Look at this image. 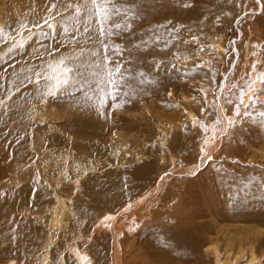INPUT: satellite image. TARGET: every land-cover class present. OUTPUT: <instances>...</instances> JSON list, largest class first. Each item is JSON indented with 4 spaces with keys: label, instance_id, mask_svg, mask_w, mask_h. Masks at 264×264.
Returning <instances> with one entry per match:
<instances>
[{
    "label": "rangeland",
    "instance_id": "obj_1",
    "mask_svg": "<svg viewBox=\"0 0 264 264\" xmlns=\"http://www.w3.org/2000/svg\"><path fill=\"white\" fill-rule=\"evenodd\" d=\"M10 1L0 5L5 33L0 39L5 51L0 54V99L13 93L0 104V264H81L75 248L87 253L83 264H111L113 235L100 223L104 213L133 212L129 206L154 190L146 211L136 212L134 222H125L130 228L123 227L118 241L122 264H159L154 250L165 252L174 244L190 247L208 236L212 239L204 246L210 253L202 251L204 264H264V182L257 179V173H264V128L241 115L243 122L236 123L231 134V128L227 131L210 152L213 159L199 167L204 154L199 145L217 129L221 104L226 115L232 114L247 74L255 79L264 72V0L261 5L255 0H135L138 15L131 18L132 30L109 41L120 44L126 70L111 89L113 95L105 97L99 109L103 116L89 88L94 82L91 69L81 68L89 77L83 87L55 96L45 95L49 89L44 80L39 85L32 74L43 71L53 48H59L57 57L71 58L80 56L84 47V58L90 60L91 43L71 45L63 36L43 38L37 33L23 41V49H4L10 35L43 21L56 2ZM142 40L149 43L136 48ZM250 52L256 56L252 60ZM253 62H258L257 73L252 72ZM230 82L238 85L231 90L235 95L229 93ZM227 98L232 105L225 103ZM33 102L40 103L42 117H34ZM257 109L264 110V105L249 109L259 121ZM223 171L230 173L235 193H227L230 198L222 202L223 193L211 181ZM212 197L215 206H222L219 211L208 208ZM176 216L179 221L165 228L162 221ZM216 224L237 233L226 236ZM213 226L216 229L209 232ZM183 264L198 263L192 259Z\"/></svg>",
    "mask_w": 264,
    "mask_h": 264
},
{
    "label": "snow or ice",
    "instance_id": "obj_2",
    "mask_svg": "<svg viewBox=\"0 0 264 264\" xmlns=\"http://www.w3.org/2000/svg\"><path fill=\"white\" fill-rule=\"evenodd\" d=\"M255 3L261 5V0H255ZM134 4L135 0H56L55 3L51 4L49 16L43 20V26H46L49 31H41L40 36L43 38L51 36L53 39L57 36H63L73 45H79L81 42L91 43L92 48L87 49V56L91 58L90 60L84 58L86 51L84 47L79 49L80 56L71 58L63 54L57 57L55 53L59 51V48L49 50L47 54L52 56V60L48 61L46 66H41L43 71H33L32 73L38 78L35 83L39 84L40 79L44 80L45 87L49 89L44 93L45 95L55 96L61 91L67 92L73 88L83 87L85 83H88L89 77L85 74V71H81V68L91 69V77L94 82L89 84V88L96 95L94 106L100 115H104L99 109L104 106L105 97L113 95L111 89L118 85L120 79H123L126 70L121 60L123 50L120 44L116 42L109 43V41L114 36L119 39L124 33L132 30L131 18L138 15V12L133 11ZM184 6L188 7L190 5L186 4ZM61 8H63V12ZM53 10H55V15L52 14ZM69 10L71 11L69 12ZM64 12H69V14L64 15ZM52 21H55V24ZM34 26L41 27L39 22ZM78 33L80 34L79 38ZM4 38V30L0 28V39ZM157 39L159 38L157 37ZM148 43L149 41L142 40L135 47L140 48ZM60 44L63 46V40L60 41ZM18 47L23 49L24 43H20ZM11 50L10 48L9 51ZM73 51H76L75 47ZM257 64L258 62H253L251 65L253 73H257ZM140 75H143V73ZM247 76L248 78L243 80V84L240 85L239 96H237L239 103L235 105V114L236 116L247 117L264 128V110H256L255 114L261 117L259 121L255 120L254 113L249 110L254 108L257 103L264 105V100L259 99L260 95H264V72H258L255 79L252 78L251 73H248ZM28 80L29 83H32L31 77ZM257 83L260 85L259 88L256 87ZM237 87L236 83L230 82L228 84L230 95H235L231 90ZM248 93H251V95L248 96L249 103L246 104L244 103V96ZM86 98L88 100L92 99L91 96ZM225 103L232 105L233 100L227 98ZM216 123L219 124L220 121L217 120ZM227 123L229 128H232L237 121L229 118ZM201 127L205 131L208 130L204 125H201ZM223 134L228 135L229 133L226 130ZM204 144H209L208 139L204 140ZM201 152L204 153L207 160L211 161L213 159L205 148H201ZM203 162L202 159L201 163ZM83 259L86 260L87 257Z\"/></svg>",
    "mask_w": 264,
    "mask_h": 264
},
{
    "label": "bare ground",
    "instance_id": "obj_3",
    "mask_svg": "<svg viewBox=\"0 0 264 264\" xmlns=\"http://www.w3.org/2000/svg\"><path fill=\"white\" fill-rule=\"evenodd\" d=\"M5 1V2H4ZM10 0H8V2H9ZM12 1V0H11ZM10 1V2H11ZM4 3H6V0H0V5H4ZM3 12V11H2ZM0 14H1V10H0ZM54 15H55V13H54ZM1 19V18H0ZM57 19H59V17L57 18ZM2 20V19H1ZM41 20V19H40ZM37 23V22H36ZM35 23V24H36ZM52 23L54 24L55 23V21H52ZM34 23H33V26H32V28H26V29H24V31L22 30V31H18V34L17 35H10L11 37H9V39H6L5 41H4V44H3V46H4V49H6V50H8L9 51V49L11 48L12 50H15V49H17V48H19L18 47V45L20 44V43H22L23 41H25V40H27L29 37L31 38V35H37V33H39L40 34V32L41 31H44V32H48L49 31V29L46 27V26H43V21H40V25H41V27H35L34 25H35ZM31 27V26H30ZM25 28V27H24ZM17 33V32H16ZM35 38V37H34ZM33 38H31V40H32ZM54 41V40H53ZM49 43V42H48ZM2 44V43H1ZM26 45V44H25ZM72 45V44H71ZM128 46V45H127ZM69 48H70V46H69ZM74 48V47H73ZM36 49V48H35ZM127 49V48H126ZM1 51H0V54H5V51L4 50H2V49H0ZM21 51V50H20ZM47 51V50H46ZM72 51V50H71ZM253 53L254 52H250V56H248V58L249 59H251L252 60V58L253 57H256L255 55H253ZM8 54V53H7ZM10 54H11V52H10ZM28 55V54H27ZM252 55V56H251ZM2 56H0V58H1ZM9 57V56H8ZM47 57V56H46ZM68 57V56H67ZM47 59V58H46ZM50 60H52V58L51 59H49L48 61H50ZM255 60H257V59H254V61ZM1 61V60H0ZM48 61H46V62H48ZM54 62V61H53ZM25 65V64H24ZM23 67V66H22ZM20 70H21V68H20ZM32 72V71H31ZM30 72V73H31ZM7 74V73H6ZM9 74H10V72H9ZM3 75V74H2ZM23 76V75H22ZM2 79H3V77H2ZM8 78H6V80H7ZM28 79V78H27ZM33 79H35V78H33ZM40 80H42V79H40ZM3 81V80H2ZM8 81V80H7ZM10 81V80H9ZM36 81V80H35ZM11 83V82H10ZM26 83V82H25ZM34 86L36 85V84H33ZM40 85V84H39ZM43 85V84H42ZM85 85V84H84ZM227 86V85H226ZM24 87V86H23ZM31 87H32V85H31ZM228 87V86H227ZM256 87L258 88V85H256ZM22 88V87H21ZM26 88H27V86H26ZM33 88V87H32ZM31 88V89H32ZM35 88H36V86H35ZM23 90H24V88H23ZM22 91V90H21ZM21 91H20V93H21ZM34 91V90H33ZM14 92V91H13ZM32 92V91H31ZM10 93V92H9ZM8 93V94H9ZM12 93V92H11ZM10 93V94H11ZM19 93V94H20ZM34 93V92H33ZM8 94H6V96H4V97H2L1 99H0V101H2V103H0L1 105H3L4 103H6V100H10V99H12V97H13V95H8ZM13 94V93H12ZM16 94H17V92H16ZM31 94V93H30ZM251 93H248L247 95L249 96ZM221 95V94H220ZM248 96H246V98H244V103H246V100L245 99H248ZM81 97V96H80ZM79 97V98H80ZM84 97V96H83ZM14 98H15V96H14ZM13 98V99H14ZM85 98V97H84ZM15 100H16V98H15ZM15 100H12V101H15ZM78 100V99H77ZM80 100V99H79ZM78 100V101H79ZM83 100V99H82ZM93 100H96V99H93ZM75 101V100H74ZM82 102V101H81ZM85 102V101H84ZM87 102V101H86ZM194 102V101H193ZM21 103V102H20ZM78 103H80V102H78ZM78 103H77V105H78ZM83 103V102H82ZM84 104V103H83ZM83 104H81V105H83ZM247 104V103H246ZM76 105V104H75ZM74 105V106H75ZM80 105V104H79ZM80 105V106H81ZM236 105V104H235ZM235 105L233 106V107H235ZM73 106V105H72ZM73 106V107H74ZM3 107V106H2ZM11 107H12V105H11ZM95 107V106H94ZM222 107H224V105H222L221 104V108L219 109V121H220V123L219 124H217V125H215V126H217V129L216 128H214L213 129V131H212V133L210 134V136H208L206 139H208V141H209V144H208V148H205L209 153L210 152H214V151H216V149H217V147H219V143H221V140L222 139H224V132L227 130H229L230 128H229V126H228V123H227V120L229 119V118H231V119H234V120H236L237 121V123H239V122H241L242 120V117L241 116H236V114H235V108L233 109V113L232 114H230V115H226L225 113H224V111H222V110H224ZM19 108V107H18ZM70 108H71V106H70ZM84 108V107H83ZM85 108H86V106H85ZM88 108V107H87ZM93 108V107H92ZM20 109V108H19ZM32 109L34 110V117H42V113L40 112V103H38V102H33V104H32ZM72 109V108H71ZM85 110V109H84ZM76 111V110H75ZM242 111H243V108H242ZM80 112V111H79ZM88 112V111H87ZM9 114V113H8ZM10 115V114H9ZM14 115V114H13ZM257 116H254V118L257 120V118H256ZM16 120V119H15ZM14 120V121H15ZM41 120H43V118L41 119ZM251 121H253V120H251ZM243 122V121H242ZM246 123V122H245ZM19 125V124H18ZM20 126V125H19ZM236 126V125H235ZM235 126L234 127H232L228 132L231 134V130H233V128H235ZM237 131H238V129H236ZM235 133V131L233 132V134ZM236 134V133H235ZM236 135H234V137H235ZM239 136V135H238ZM228 137V136H227ZM231 138H232V136H231ZM236 138V137H235ZM236 141V140H235ZM211 143H215V144H212L211 145ZM204 141L199 145V149H201V148H204ZM205 146H207V145H205ZM211 154V153H210ZM201 159H203V161L205 162V161H207V159H206V157L204 156V154H203V156H201ZM203 162V163H204ZM251 162V161H250ZM201 161L199 162V167L201 166ZM198 167V166H197ZM198 167V168H199ZM184 168V167H183ZM187 168V167H186ZM190 168H191V166H190ZM182 168H180L179 170H181ZM184 171H186V169H183ZM183 170H181V172H183ZM241 171V170H240ZM255 171H256V169H255ZM219 172V171H218ZM257 172V171H256ZM264 172V171H263ZM175 173H180V172H178V171H176ZM222 173V172H221ZM223 173H224V171H223ZM261 173V172H260ZM258 174L257 173V175H259V178H257L258 176H256V178L258 179V181L260 180V182H261V184H263V182H264V173L263 174ZM216 174H218V173H216ZM238 174V173H237ZM220 175V176H219ZM230 175V173H226V171H225V173L224 174H218L217 175V177L214 179L215 181L213 182V180L211 181L212 182V184H215V187H217L218 189H219V191H221L223 194L221 195V196H224V198L222 197L221 199H220V201L222 200V202L223 201H225V200H227V199H229L230 198V196L228 197L227 196V193L228 194H230V192H232L231 191V188L230 187H232V185H231V183H230V177L231 176H229ZM236 175V174H235ZM240 176V175H239ZM251 176V175H250ZM166 177H168V176H166ZM241 177V176H240ZM246 177V176H245ZM236 177L234 176V178L232 179V180H234ZM244 178V177H243ZM245 179V178H244ZM256 179V180H257ZM9 180V179H8ZM7 180V181H8ZM11 180V179H10ZM242 182V181H241ZM246 182H247V180H246ZM249 182V181H248ZM162 184V182L160 183V185ZM241 185H242V183H240ZM244 185L245 184H247V187H249L248 185H249V183H243ZM211 185V184H210ZM241 185H240V188H241ZM214 186V185H213ZM250 186H251V183H250ZM254 186H256V185H254ZM212 187V186H211ZM253 188H255V187H253ZM154 192H155V190L154 191H150L149 193H146V195H145V198L142 200V201H140L139 202V204H137V205H133V204H131L129 207L130 208H132V211L133 212H128V210L127 209H124V210H121L120 211V213H118V215L117 216H112V214L110 213V212H106V213H104V216H103V220L102 221H100V223L104 226V228L107 230V231H111L112 232V240H111V250H110V254H109V257H110V261H111V264H122V262H121V248H122V246L119 244V237H120V239H121V237H123V236H121L122 235V229H123V227H125V226H127V228H130V225H125V222L126 221H128V222H134L135 221V217L133 216L136 212H138V213H142L143 211H146V209L148 208L147 206H148V204L150 203V202H152V201H154V197H155V195H154ZM220 192V193H221ZM246 192V191H245ZM217 193H218V190H217ZM233 193V192H232ZM235 193V192H234ZM233 193V194H234ZM240 193V192H239ZM242 194L244 195V192H242ZM263 194V197H264V192L262 193ZM217 195V194H216ZM215 195V196H216ZM208 196V195H207ZM213 196V195H212ZM225 196H227V198H225ZM238 196V195H237ZM237 196H235V197H237ZM55 197H56V199H57V202H61L62 200H61V197L59 196V195H55ZM234 197V198H235ZM12 198V197H11ZM211 198V197H210ZM209 198V199H210ZM213 198V197H212ZM256 198V197H255ZM19 199V198H18ZM156 199V198H155ZM238 200L240 199V198H237ZM244 201H246L247 199L244 197ZM250 199V198H249ZM248 199V200H249ZM211 201H209L208 202V208H211V210L212 211H219V209H221V207H217V205L215 206V203L217 202L216 200V198H213V199H210ZM247 200V201H248ZM252 200V199H251ZM236 201V200H235ZM235 201H233V202H235ZM250 201V200H249ZM253 201V200H252ZM252 201H250V202H252ZM228 201H226V203H227ZM230 202V201H229ZM261 202V201H260ZM213 203V204H212ZM232 203V200H231V202H230V204ZM246 203V202H245ZM249 203V202H248ZM247 203V204H248ZM222 204V203H221ZM253 204V203H252ZM254 204H255V200H254ZM238 205V204H237ZM240 205V204H239ZM58 206V205H57ZM56 206V207H57ZM212 206H214V207H212ZM219 206V205H218ZM164 208V205L163 206H161V208ZM226 208H227V204H226V206H225ZM252 207H253V205H252ZM259 207V206H258ZM159 208V207H158ZM158 208H156V210L158 209ZM207 208V207H206ZM256 208V207H255ZM176 209H178V208H176ZM251 209V208H250ZM253 209V208H252ZM251 209V210H252ZM261 209V208H260ZM161 211L162 209H158L157 211ZM237 210H238V208H237ZM55 211H57V209H55ZM180 211H181V209H180ZM223 211V210H222ZM128 212V213H127ZM173 212V211H172ZM171 212V213H172ZM175 212V211H174ZM246 212H247V210H246ZM160 213V212H159ZM170 213V214H171ZM183 213V212H182ZM213 213V212H212ZM224 213V211L222 212V214ZM227 213V212H226ZM225 213V214H226ZM154 214V213H153ZM168 214H169V211H168ZM220 214V213H219ZM224 214V216L226 217V215ZM252 214H253V211H252ZM1 215V214H0ZM160 215H162L161 213H160ZM179 215V214H178ZM172 216V215H171ZM185 216V214L184 215H180V219L181 220H183V217ZM187 216V215H186ZM217 216V215H216ZM222 216V215H221ZM240 216V215H239ZM247 216V215H246ZM129 217V218H128ZM158 217V216H157ZM160 217V216H159ZM165 217V216H164ZM169 216H166V218L165 219H167ZM215 217V216H214ZM213 217V218H214ZM153 218H155V217H153ZM163 218V217H162ZM173 219H171V220H163L162 222H163V225H164V227L166 228L167 226L169 227V223H172L171 225H170V227L169 228H172L173 227V225H175L174 223H177L178 221H179V218L176 216V217H172ZM63 219V218H62ZM156 219V218H155ZM216 219V218H215ZM227 219V218H226ZM105 220V222H103ZM158 220V219H157ZM157 220H155V221H157ZM53 222H54V220H53ZM52 222V223H53ZM56 222V221H55ZM185 222H187V221H185ZM136 223V222H135ZM154 223V222H153ZM157 223V222H156ZM216 223H217V221H216ZM211 224H212V222H211ZM215 224V223H214ZM217 226H218V224H216ZM208 226V225H207ZM220 226V225H219ZM218 226V227H219ZM158 227V226H157ZM179 227V226H178ZM178 227H176V228H178ZM214 227V229H212V228H210V230H209V232L210 231H214L216 228H215V226H213ZM89 228V227H88ZM160 228H162V227H160ZM168 228V229H169ZM175 228V229H176ZM240 227H238V229H239ZM156 229V228H155ZM168 229H166V230H168ZM180 229H182V228H180ZM184 229H185V226H184ZM187 229V228H186ZM242 229V228H241ZM85 230V229H84ZM220 230L223 232V231H225L224 232V234L226 235V236H228V233H230V232H233V233H237V231H235V230H233V229H226V228H224V227H221L220 226V228H219V233H220ZM83 231V230H82ZM90 231V230H89ZM159 231V230H158ZM163 231V230H162ZM161 231V232H162ZM170 231V230H169ZM172 231V230H171ZM177 231H179L178 229H177ZM182 231H183V229H182ZM85 232V231H84ZM100 232V231H99ZM160 232V231H159ZM164 232V231H163ZM166 232V231H165ZM181 232V231H180ZM174 233H175V231H174ZM173 233V234H174ZM172 234V235H173ZM176 234H177V232H176ZM183 234V233H182ZM207 234H209V233H207ZM83 235H85V234H83ZM178 235V234H177ZM26 236V235H25ZM24 236V237H25ZM95 236V235H94ZM210 236H212L211 234H210ZM82 237V236H81ZM207 237V236H206ZM214 237V236H213ZM240 237V236H239ZM243 237V236H242ZM33 238V237H32ZM106 238V237H105ZM4 239V238H3ZM16 239V238H15ZM106 239H108V238H106ZM202 239V238H201ZM208 239H209V236H208ZM207 238H203V240L201 241V242H199V243H192V246H190V247H182V246H180L179 244H174V246H171V247H168V249L165 251V252H160V251H158V250H154L153 251V253L155 254L156 252V254H155V256L157 255L158 256V259H159V261H160V263L159 264H166V263H168V262H170V263H172L173 262V264H175L174 263V261H176L177 263H179V264H183L184 263V261H189V260H196V262L198 263V264H204V260H203V254H202V251H204V253L205 254H209L210 252H209V248L210 247H207L205 250H204V246L205 245H207L208 243H209V241L212 239V237L210 238V240H208ZM214 239V238H213ZM218 239V238H217ZM221 239V238H220ZM227 239V238H226ZM241 239V238H240ZM238 240V239H237ZM9 241V240H8ZM105 241V240H104ZM197 241H199V240H197ZM222 241V240H221ZM9 242H11V241H9ZM194 242H196V241H194ZM212 242V241H211ZM218 242H219V240H218ZM163 243V242H162ZM168 243V242H167ZM187 243V242H186ZM214 243H216V242H214ZM239 243H240V241H239ZM102 244V243H101ZM104 244V243H103ZM109 244V243H108ZM109 244V245H110ZM228 246V245H227ZM227 246H225V247H227ZM107 247V246H106ZM109 247V246H108ZM149 247V246H148ZM84 248V247H83ZM104 248V247H103ZM167 248V247H166ZM230 248H232V245H231V247H228V249H227V252H229V249ZM109 249V248H108ZM101 251V250H100ZM74 252H75V254H78V256H79V258H77L80 262H81V264H83L84 262H85V259H83L84 257H87V259H88V255H87V253H83V254H81V253H78V250L75 248L74 249ZM11 253V252H10ZM14 253V252H13ZM107 254H108V252H106ZM219 253H220V251H219V249H215L214 250V256H215V258H218V256H219ZM140 256V255H139ZM149 256H150V254H149ZM98 257V256H97ZM72 258V257H71ZM107 257L106 256H104V259H106ZM139 258V257H138ZM141 258V257H140ZM143 259H145V258H143ZM95 260V259H94ZM93 260V261H94ZM101 260V259H100ZM45 261H46V259H45ZM87 261V260H86ZM150 262V261H149ZM12 263V262H11ZM220 262H218V264H219ZM13 264V263H12ZM46 264V263H45ZM75 264V263H74ZM152 264V263H151Z\"/></svg>",
    "mask_w": 264,
    "mask_h": 264
}]
</instances>
